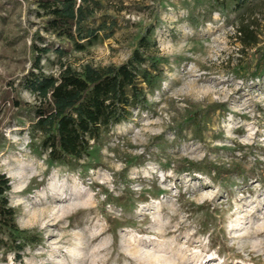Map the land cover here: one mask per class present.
<instances>
[{
    "label": "rangeland",
    "instance_id": "374dc122",
    "mask_svg": "<svg viewBox=\"0 0 264 264\" xmlns=\"http://www.w3.org/2000/svg\"><path fill=\"white\" fill-rule=\"evenodd\" d=\"M101 1L113 35L66 59L121 64L151 27L163 73L147 108L82 160L49 158L30 129L32 92L13 91L27 103L15 110L0 104V173L24 230L21 258L0 246V264H264V72L238 37L250 22L264 47V4ZM36 8L0 0V96L32 66Z\"/></svg>",
    "mask_w": 264,
    "mask_h": 264
},
{
    "label": "trees",
    "instance_id": "16d2710c",
    "mask_svg": "<svg viewBox=\"0 0 264 264\" xmlns=\"http://www.w3.org/2000/svg\"><path fill=\"white\" fill-rule=\"evenodd\" d=\"M239 11L264 0H230ZM36 15L41 19L32 35L33 62L17 86L10 82L11 91L0 96V104L11 109L26 102L20 100L17 87L34 94L31 105L30 129L41 136V145L55 162L82 160L94 144L117 125L128 121L135 111L145 110L148 94L162 75L159 59L152 50L157 42L148 27L132 56L121 64L98 66L93 63L77 68L66 57L72 50L82 51L100 38L113 35L115 19L99 13L105 8L101 0H36ZM238 37L246 47L255 48L254 74L264 72V47H259L258 34L250 22L238 26ZM58 56V69L47 72L42 64L49 53ZM27 104V103H26ZM11 181L0 173V230L8 239L0 238V246L11 247L18 253L24 245L16 209L10 205L8 192Z\"/></svg>",
    "mask_w": 264,
    "mask_h": 264
}]
</instances>
